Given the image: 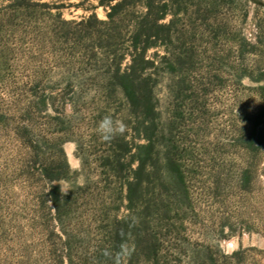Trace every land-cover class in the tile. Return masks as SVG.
I'll use <instances>...</instances> for the list:
<instances>
[{
	"label": "rangeland",
	"instance_id": "1",
	"mask_svg": "<svg viewBox=\"0 0 264 264\" xmlns=\"http://www.w3.org/2000/svg\"><path fill=\"white\" fill-rule=\"evenodd\" d=\"M80 1L0 0V264H264V0Z\"/></svg>",
	"mask_w": 264,
	"mask_h": 264
},
{
	"label": "trees",
	"instance_id": "2",
	"mask_svg": "<svg viewBox=\"0 0 264 264\" xmlns=\"http://www.w3.org/2000/svg\"><path fill=\"white\" fill-rule=\"evenodd\" d=\"M89 0H82L80 2H78L75 6H80L82 7L84 10H87L88 8H85L83 7V4L85 2H88ZM97 1V4L94 6V5H90L88 6L89 9H94L95 7L97 6H101L104 8L108 7L109 8V12L106 13V18L107 20L106 21H101L100 23L103 25V26H109L110 23L113 22L114 18L116 15H118V12L122 11L124 8V4H125V0H96ZM112 1H115L113 4H112ZM36 3V2H34ZM90 18H95V14L94 13H91L87 19H90ZM84 17L82 18V20L80 21V24L83 23L84 21ZM124 91H126V89L124 88ZM127 94V92H126ZM44 171V175L46 176L47 180L48 181H52V180H58L61 178V176L59 175H56V174H50L48 173L46 170H43ZM56 189V188H55ZM53 203L56 204V200H53Z\"/></svg>",
	"mask_w": 264,
	"mask_h": 264
},
{
	"label": "bare ground",
	"instance_id": "3",
	"mask_svg": "<svg viewBox=\"0 0 264 264\" xmlns=\"http://www.w3.org/2000/svg\"><path fill=\"white\" fill-rule=\"evenodd\" d=\"M250 241L249 236L245 235L242 239H241V243H243L244 245L247 244ZM252 242H255V237L251 238ZM240 244V238L236 239L233 238L230 241H228L226 243L227 247L231 250L234 249L235 247H237Z\"/></svg>",
	"mask_w": 264,
	"mask_h": 264
},
{
	"label": "clouds",
	"instance_id": "4",
	"mask_svg": "<svg viewBox=\"0 0 264 264\" xmlns=\"http://www.w3.org/2000/svg\"><path fill=\"white\" fill-rule=\"evenodd\" d=\"M101 129L106 130V131H111V120L110 118H105L101 125H100Z\"/></svg>",
	"mask_w": 264,
	"mask_h": 264
}]
</instances>
